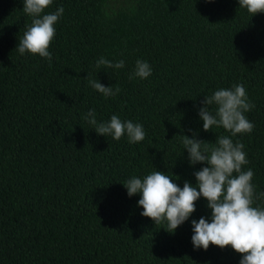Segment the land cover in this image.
<instances>
[{"label":"trees","instance_id":"1","mask_svg":"<svg viewBox=\"0 0 264 264\" xmlns=\"http://www.w3.org/2000/svg\"><path fill=\"white\" fill-rule=\"evenodd\" d=\"M61 6L49 62L16 51L32 17L24 0H0V264H240L230 246L194 247L192 221H211L206 199L170 233L124 184L158 170L196 186L207 165L190 164L182 135L209 149L224 135L244 145L264 208V13L238 0H53L44 14ZM101 57L125 67L97 68ZM137 60L148 79L129 78ZM89 78L120 92L105 97ZM237 84L254 130L204 131L206 96ZM93 109L98 123L141 124L145 139L98 135L84 118Z\"/></svg>","mask_w":264,"mask_h":264},{"label":"clouds","instance_id":"2","mask_svg":"<svg viewBox=\"0 0 264 264\" xmlns=\"http://www.w3.org/2000/svg\"><path fill=\"white\" fill-rule=\"evenodd\" d=\"M208 3L214 0H206ZM240 7L245 8L252 16L264 13V0H238ZM53 4V0H24L23 11L32 17V23L19 40L16 48L21 55L30 53L41 58L52 60L49 51L56 30L54 25L63 15L61 6L55 13L44 14ZM122 69L125 62L116 63L101 57L96 67ZM152 75L149 63L137 60L130 79H148ZM89 84L105 97L120 92L119 86L105 87L99 80L89 78ZM215 105V110L211 106ZM254 104L249 101L243 84L233 85L231 89H219L211 96H206L204 107L199 110L203 121V130L211 131L214 126L223 127L231 133H251L254 124L244 113L251 111ZM94 126L98 135H111L119 141L127 135L129 143H138L145 139L141 124L131 120L122 121L113 115L109 122L98 123L95 110L84 117ZM198 135L197 133L193 134ZM182 142L189 153L192 166L207 165L194 173L197 185L185 182L183 188L162 171H153L144 178L133 176L124 187L129 197L140 195L138 205L143 208L141 215L150 218L156 225L167 222L166 231L174 233L196 212V203L201 197L207 200L211 210V221L200 218L192 221L194 247L207 251L210 245L221 249L231 247L242 255L240 264H264V208L255 207L254 173L251 169L242 171L248 164L242 143H234L229 136H219L214 147L209 149L208 142L182 135Z\"/></svg>","mask_w":264,"mask_h":264}]
</instances>
